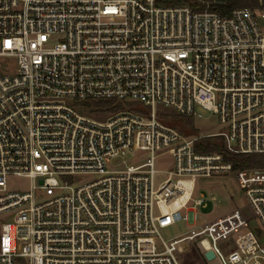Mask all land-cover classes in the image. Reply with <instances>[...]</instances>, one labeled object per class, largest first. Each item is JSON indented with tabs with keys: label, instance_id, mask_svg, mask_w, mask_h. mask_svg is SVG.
Here are the masks:
<instances>
[{
	"label": "built area",
	"instance_id": "2783aa9c",
	"mask_svg": "<svg viewBox=\"0 0 264 264\" xmlns=\"http://www.w3.org/2000/svg\"><path fill=\"white\" fill-rule=\"evenodd\" d=\"M196 1L0 0V59L17 64L0 62V264H183L192 240L206 261L264 264V167L199 149L210 138L264 154V7L223 15ZM100 100L123 108L92 111ZM159 106L216 114L218 131L186 134ZM217 174L236 176L255 221L235 209L165 240L197 224L196 181ZM12 175L31 190L10 192Z\"/></svg>",
	"mask_w": 264,
	"mask_h": 264
},
{
	"label": "rangeland",
	"instance_id": "374dc122",
	"mask_svg": "<svg viewBox=\"0 0 264 264\" xmlns=\"http://www.w3.org/2000/svg\"><path fill=\"white\" fill-rule=\"evenodd\" d=\"M264 7V6H261ZM259 7V8H261ZM10 69L14 70L17 66L14 58L0 59ZM130 103H127L128 105ZM137 104V103H136ZM138 106L142 105L139 103ZM80 104H75V107H79ZM88 111V110H86ZM172 111L168 108L158 107L157 114L159 119H172ZM202 118L192 117H179L178 121L182 122L184 126L178 128L189 134L186 127L193 129V134L203 132H217L219 126V118L216 114H210L209 112L202 110ZM110 113H94L95 117H106ZM178 122V123H179ZM173 124V122H172ZM175 124V123H174ZM192 133V132H191ZM143 153H137V156H143ZM144 157V156H143ZM133 157L127 155L122 159H117L116 162L122 164L124 162H131ZM172 156L170 154L159 155L155 160V168L158 170L156 174V181L159 183L166 178V172L172 165ZM8 190L10 192H26L30 191L32 187V180L24 176L12 175L8 177ZM38 199L42 197V191L37 192ZM195 198L204 199L206 205L197 207L198 221L195 225H190L185 221L177 222L169 227L161 230L163 238L167 241L172 240L174 237L180 236L193 229L196 225L209 222L218 216L226 214L232 210L238 209L242 211L250 221H255L253 211L249 205L248 198L245 194V190L240 186V183L234 174H217L210 177L198 178L195 185ZM11 221V216L5 215L2 222ZM185 250L181 256L183 264H221L217 259L212 261H206L201 255V248L197 241H187L183 243Z\"/></svg>",
	"mask_w": 264,
	"mask_h": 264
},
{
	"label": "trees",
	"instance_id": "16d2710c",
	"mask_svg": "<svg viewBox=\"0 0 264 264\" xmlns=\"http://www.w3.org/2000/svg\"><path fill=\"white\" fill-rule=\"evenodd\" d=\"M192 6L196 10L208 9L211 11L219 12L223 15H229L231 11L237 7H250L253 9H257L261 6H264V0H201L193 2ZM88 106L92 111L96 112H114L123 108V105L121 103H117L114 100L93 101L88 103ZM179 117L181 116L172 113V119L163 120L175 127H182L184 126V124L178 121ZM186 129L188 130V132L193 131V129L189 127H186ZM204 141L206 142V144L200 145V150L223 152L226 157L233 162L236 168L264 167V154L228 155L225 151L224 146L219 142L213 143V140L210 138H206L204 139Z\"/></svg>",
	"mask_w": 264,
	"mask_h": 264
},
{
	"label": "water",
	"instance_id": "95a60500",
	"mask_svg": "<svg viewBox=\"0 0 264 264\" xmlns=\"http://www.w3.org/2000/svg\"><path fill=\"white\" fill-rule=\"evenodd\" d=\"M42 182V181H41ZM205 257L208 259V260H212V259H214V257H215V253H214V251H212V250H210V251H206L205 252Z\"/></svg>",
	"mask_w": 264,
	"mask_h": 264
}]
</instances>
